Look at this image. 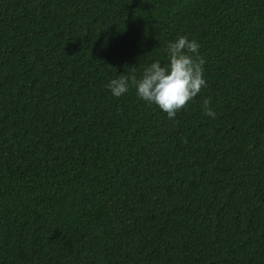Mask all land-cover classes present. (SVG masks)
I'll list each match as a JSON object with an SVG mask.
<instances>
[{
    "label": "trees",
    "instance_id": "obj_1",
    "mask_svg": "<svg viewBox=\"0 0 264 264\" xmlns=\"http://www.w3.org/2000/svg\"><path fill=\"white\" fill-rule=\"evenodd\" d=\"M0 264H264V0H0Z\"/></svg>",
    "mask_w": 264,
    "mask_h": 264
}]
</instances>
